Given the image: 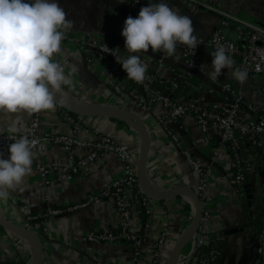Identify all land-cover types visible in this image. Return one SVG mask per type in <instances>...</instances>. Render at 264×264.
Listing matches in <instances>:
<instances>
[{
	"label": "crops",
	"instance_id": "obj_1",
	"mask_svg": "<svg viewBox=\"0 0 264 264\" xmlns=\"http://www.w3.org/2000/svg\"><path fill=\"white\" fill-rule=\"evenodd\" d=\"M157 2V0H152ZM170 7H174L181 14L189 15L199 37H210L213 30L226 21L223 31L230 39L236 38L239 25L252 23L264 27V0H165ZM59 5L66 12V19L72 21V27L67 29L71 34L89 33L97 36L101 41L118 47L125 55L124 38L121 31L128 16H133L119 0H58ZM215 7L217 10H212ZM134 17V16H133ZM198 53L206 73L191 70L182 51L177 48L175 58L162 55L160 52H142L140 59L147 65L146 73H155L165 82L175 74H188L191 88L186 95L191 97L203 96L207 104L224 105L229 100V94L222 90V85L232 82L233 87L243 99L242 116L258 117L264 114V75L248 76L240 83L227 75V69L215 81L208 76L211 70L214 49L208 44L198 45ZM163 60L165 65L158 72L157 60ZM53 59L63 66L64 73L71 83L64 86V94L81 101H98L111 104H121L120 98L104 84L101 65L94 69L86 66L84 57L75 49L74 45L62 41L61 51L54 54ZM233 68H239L234 62ZM181 98H184L183 96ZM251 106L252 109L248 107ZM159 107H151L142 113L143 119L152 136L155 138L156 157H151L154 176L157 183L167 181V187L184 184L197 190L199 177L193 171L184 151H191L192 155L200 159L206 169L208 187L206 194L213 197L214 213L210 226L213 231L221 234L223 248L217 261L213 264H256L255 263V221L252 213L258 212V220L264 222V136L256 144H246L241 147L240 160H236L226 145L220 141L217 134L209 131V140L205 141V134L201 132L191 117L181 120L178 129L179 141L173 142L167 127L176 128L170 123L157 125L161 115ZM14 115L0 112V133L7 131L13 123ZM21 130L28 126V114L21 115ZM94 119L89 118L88 122ZM62 111L55 107L46 110L43 128L62 126ZM96 127L103 133L125 141H137L135 132H129L115 121L96 119ZM161 126V127H159ZM118 129V130H117ZM177 131V130H176ZM132 146L137 154L138 149ZM42 157L46 160H63L65 155L58 146H49L41 154L34 152V159ZM7 157V156H6ZM32 163V172L25 177L20 190L12 191L7 202L0 203L8 217L15 222H22L26 214H43L40 219L39 234L44 239V255L42 264H131L130 250L121 243H102L95 245L83 240V235L90 230L107 228L116 223L115 210L108 199L89 205L87 208L62 212L58 215H48L43 198V189L39 177ZM241 164L245 170V182L248 210L243 207L241 194L234 181V170ZM121 165L115 159H109L90 175L79 177L73 181L55 183L52 187V205L75 202L99 190L105 182L118 173ZM164 203L154 204L150 214L142 213L139 224L149 222V236L157 233L161 224L168 228L163 256H168L175 240L185 229L189 214L183 209V204L168 208ZM152 214V215H151ZM24 218V219H23ZM231 228L239 231L227 234ZM39 230V229H38ZM6 233L0 228V257L9 260H24L30 263V246L22 238ZM145 251L149 250L145 248ZM191 254V247L184 249L179 264Z\"/></svg>",
	"mask_w": 264,
	"mask_h": 264
},
{
	"label": "built area",
	"instance_id": "obj_2",
	"mask_svg": "<svg viewBox=\"0 0 264 264\" xmlns=\"http://www.w3.org/2000/svg\"><path fill=\"white\" fill-rule=\"evenodd\" d=\"M119 2L134 17L138 15L142 6L154 3L152 0H139V2H135V0H123L122 2L119 0ZM212 10L217 9L212 7ZM225 24L226 21H222L213 30L208 40L199 37L200 44L208 43L212 49L224 45L234 62L238 60L239 68L247 70V77L257 74L264 75V27L244 23L237 27L236 38L230 39L223 31ZM63 41L74 45L75 49L84 57L87 68L94 69L96 65H101L103 82L114 92L116 97L121 99L120 105L139 110L141 114L151 107H159L162 114L158 118L157 125L170 123L176 127L174 129L177 131H172L173 128L167 127V133L173 142L179 141L178 129L181 127V120L185 117H191L194 120L201 132L205 134V141L209 140V131L213 130L236 160L241 158L242 145L245 143L256 144L258 139L264 136V114L258 117H243V99L233 87L232 82L222 85V90L229 94V100L224 105L207 104L203 96L185 100L173 96L172 91L177 88L179 81L188 79V74L177 73L173 78L168 79L166 81L170 85L168 90L155 85L153 73H146L145 81L137 83L127 78L122 65L115 59V55L122 59L126 58L125 53L118 47L105 43L97 36L89 33L71 34L66 31ZM177 48L182 51L185 62L191 70L206 73L198 48L195 49L194 54L186 45L177 44ZM164 66L163 60L159 58L156 70L159 72ZM248 108L252 109L251 106ZM59 110L62 111V123L66 124L65 127L56 125L43 128L46 110L33 113L28 115L26 129L17 133H9L8 131L0 133V153L6 157L8 144L13 142L14 137L20 135H27L30 140L36 141L33 148L35 153L41 154L49 146L60 147L65 155L63 160H46L40 156L34 159V168L39 177L43 189L42 195L47 205L45 214L54 216L62 212L79 211L103 199H108L116 213L115 225L90 230L83 235V240L95 245L102 243L125 244L130 250L131 264H164L167 258V256H163V249L168 237L167 226L161 224L157 233L150 237L149 222L146 219L139 224V216L142 213L150 214L156 203L169 205L168 208H174L177 204L179 206L187 204L189 206V223L192 218V203L182 197L156 201L142 192L136 177L135 161L137 154L135 155L132 151L133 144L138 143V140L125 141L103 133L96 127L94 121L106 118L78 116L79 118L75 119L63 109ZM89 118L94 119V121L88 122ZM123 127L129 132L131 131L127 126L123 125ZM152 132L150 129L152 150L147 165L149 181L155 188L165 189L168 188L166 186L167 181L157 183L153 174L154 167L151 163L153 159L150 160V158L156 157L157 153ZM184 156L199 177L197 192L202 203V216L196 234L189 243L191 254L184 259L183 263L211 264V261L200 259L194 253L208 240L220 239L221 237V234L213 231L210 226L215 200L205 191L208 187V177L203 162L195 158L189 150L184 151ZM109 159L118 161L121 169L99 190L75 202L52 205V187L55 183L73 181L79 177L90 175ZM245 170L247 167L241 164L235 170L234 181L239 186L245 182ZM43 216L44 213L26 214L22 222L16 223L30 225L31 221H35L33 226L38 229L40 228L39 220ZM145 248L149 251L146 252ZM0 261L10 260L2 256ZM255 263L264 264V227L255 244Z\"/></svg>",
	"mask_w": 264,
	"mask_h": 264
},
{
	"label": "clouds",
	"instance_id": "obj_3",
	"mask_svg": "<svg viewBox=\"0 0 264 264\" xmlns=\"http://www.w3.org/2000/svg\"><path fill=\"white\" fill-rule=\"evenodd\" d=\"M70 27L72 21L66 19L58 0H0V112L15 116L9 133L21 130L22 114L54 110L56 96L71 83L63 66L53 59ZM121 35L127 55L123 59L115 55V59L127 78L137 83L145 81L148 68L140 59L142 52L150 49L175 58L177 44L186 45L193 54L200 44L192 18L165 0L142 6L136 17L128 16ZM210 55L211 80L227 69V75L236 81H246L247 70L233 68L234 60L224 45ZM35 145V140L20 135L8 144L7 157L0 153V203L7 202L12 191L20 190L32 172Z\"/></svg>",
	"mask_w": 264,
	"mask_h": 264
},
{
	"label": "water",
	"instance_id": "obj_4",
	"mask_svg": "<svg viewBox=\"0 0 264 264\" xmlns=\"http://www.w3.org/2000/svg\"><path fill=\"white\" fill-rule=\"evenodd\" d=\"M56 106L66 112L82 117H103L115 122H121L138 137L134 146L138 149L135 161L136 177L142 192L156 200L165 201L182 197L192 203V218L175 240L164 264H178L184 249L195 236L202 216V203L197 190L184 184L173 185L165 189L155 188L149 181L147 165L152 150L150 129L139 110L122 105L98 101H81L64 93L56 96ZM31 221L30 225L16 223L8 217L0 205V228L6 233L25 240L30 246V263L42 264L44 255V239ZM240 228H231L227 234L239 231Z\"/></svg>",
	"mask_w": 264,
	"mask_h": 264
},
{
	"label": "trees",
	"instance_id": "obj_5",
	"mask_svg": "<svg viewBox=\"0 0 264 264\" xmlns=\"http://www.w3.org/2000/svg\"><path fill=\"white\" fill-rule=\"evenodd\" d=\"M263 27V26H262ZM235 62L237 63L238 66V60H235ZM152 73V72H150ZM155 76V85L158 86L161 89H166L168 90L170 88V85L165 82L164 80H162L161 78H159L155 73H153ZM191 88V81L189 79H185V80H181L178 83L177 88L173 89L172 91V95L175 97H184L183 99L187 100L190 98L189 95H186L185 93L188 92V90H190ZM58 109H61L60 107L56 106ZM68 114H70L73 118L77 119L79 118L78 116L67 112ZM119 125L123 126V123L121 122H117ZM246 144V143H245ZM244 144V145H245ZM242 145V146H244ZM234 174H235V170H234ZM238 186V192L241 194V199H242V204L243 207H245L248 210V201H247V195H246V189L244 184L243 185H237ZM183 209L185 211L188 212L189 210V206L187 204H185L183 206ZM252 218H254L252 221H255V237L258 239L262 229L264 227V222L258 220V212H253L252 213ZM38 221V220H37ZM40 221V220H39ZM38 232H40V228H38ZM222 248H223V240L222 239H210L207 241V243L201 247H198L194 253L195 256H197L200 259L203 260H208L211 261V264L215 263L220 255V253L222 252ZM26 264V262L24 260H10V261H5L2 262L0 261V264Z\"/></svg>",
	"mask_w": 264,
	"mask_h": 264
},
{
	"label": "rangeland",
	"instance_id": "obj_6",
	"mask_svg": "<svg viewBox=\"0 0 264 264\" xmlns=\"http://www.w3.org/2000/svg\"><path fill=\"white\" fill-rule=\"evenodd\" d=\"M179 264V263H178Z\"/></svg>",
	"mask_w": 264,
	"mask_h": 264
}]
</instances>
